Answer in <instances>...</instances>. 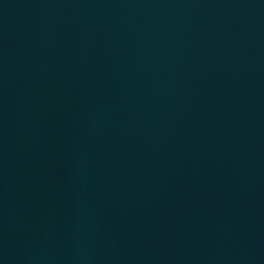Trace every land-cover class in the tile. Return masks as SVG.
Here are the masks:
<instances>
[{"label":"water","instance_id":"1","mask_svg":"<svg viewBox=\"0 0 264 264\" xmlns=\"http://www.w3.org/2000/svg\"><path fill=\"white\" fill-rule=\"evenodd\" d=\"M0 264H264V0H0Z\"/></svg>","mask_w":264,"mask_h":264}]
</instances>
